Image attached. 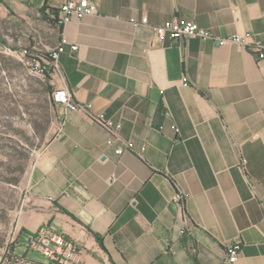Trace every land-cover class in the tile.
<instances>
[{"label": "crops", "instance_id": "1", "mask_svg": "<svg viewBox=\"0 0 264 264\" xmlns=\"http://www.w3.org/2000/svg\"><path fill=\"white\" fill-rule=\"evenodd\" d=\"M63 1L0 0V17L22 48L46 54L64 38L55 84L145 151L116 155L100 126L58 107L63 123L27 178L12 255L42 263L25 240L45 226L77 245L69 264H223L236 243L235 264H264V61L151 30L180 18L264 41V0H89L95 15L59 26ZM178 189L190 195L181 208Z\"/></svg>", "mask_w": 264, "mask_h": 264}, {"label": "rangeland", "instance_id": "2", "mask_svg": "<svg viewBox=\"0 0 264 264\" xmlns=\"http://www.w3.org/2000/svg\"><path fill=\"white\" fill-rule=\"evenodd\" d=\"M22 43L20 34L0 17L1 264L9 258L7 251L16 237L17 212L29 173L61 125L60 109L51 104L45 89L48 83L51 92L54 90L57 76L51 69L46 76L36 75L30 59L14 53V49H23Z\"/></svg>", "mask_w": 264, "mask_h": 264}, {"label": "built area", "instance_id": "3", "mask_svg": "<svg viewBox=\"0 0 264 264\" xmlns=\"http://www.w3.org/2000/svg\"><path fill=\"white\" fill-rule=\"evenodd\" d=\"M96 5L89 0H64L60 6L58 16L55 21L57 25L64 26L70 21L77 19L80 20L87 16L96 14ZM154 39L162 42L165 39L170 41H184L189 39L211 40L217 42L219 45L235 44L242 49L252 53L258 61H264V41L253 39L252 35L248 32L235 34L230 37L220 38L216 37L207 29L199 27L192 21H187L180 18H174L159 26H152ZM67 41L62 38L60 44L53 50L46 54H41L42 57L37 56V51L33 49L23 48L18 55L28 57L31 61L32 70L38 76H44L50 69L59 77L61 74L59 67V58L65 52ZM32 50V51H31ZM70 50L75 52L76 46H71ZM16 53V52H14ZM187 87V83L182 84ZM52 101L56 107H60L66 112H78L85 115L89 120L100 126L108 135L106 144L114 148V153L118 156L126 152L134 153L137 157L142 158L145 146L136 149L133 143L125 142L121 139L119 131L121 124L107 118L104 113H95L92 110L90 103H76L73 101L69 90L63 86L55 84L52 91ZM60 125V128L62 126ZM176 132L177 130L174 129ZM244 164V161H242ZM189 193L178 189L172 197V202L177 207L181 208L184 203L189 199ZM25 247L32 252L36 253L43 259L42 263L29 261L23 257H14L12 254L9 258L5 259L3 264H69L74 260L78 253L77 245L66 239L64 236L52 232L49 228L43 226L35 233L28 235L25 240ZM239 244H232L228 246L223 264H235L239 256ZM8 254V251H7Z\"/></svg>", "mask_w": 264, "mask_h": 264}, {"label": "trees", "instance_id": "4", "mask_svg": "<svg viewBox=\"0 0 264 264\" xmlns=\"http://www.w3.org/2000/svg\"><path fill=\"white\" fill-rule=\"evenodd\" d=\"M4 45V44H3ZM5 47L6 48H8V49H10V47H8V45H7V43H5ZM11 50V49H10ZM22 49H14V51L15 52H20ZM37 56L38 57H42L41 56V54H39L38 52H37ZM44 76H46V74L44 75ZM46 91L48 92V95H50V102H51V104L53 105V106H55V104L53 103V101H52V96H51V94H52V92H51V90L49 89V85H48V83H46ZM12 253H11V251L10 250H8V255L10 256ZM7 259H8V257H7ZM1 264V263H0Z\"/></svg>", "mask_w": 264, "mask_h": 264}, {"label": "water", "instance_id": "5", "mask_svg": "<svg viewBox=\"0 0 264 264\" xmlns=\"http://www.w3.org/2000/svg\"><path fill=\"white\" fill-rule=\"evenodd\" d=\"M178 43V41H176Z\"/></svg>", "mask_w": 264, "mask_h": 264}]
</instances>
